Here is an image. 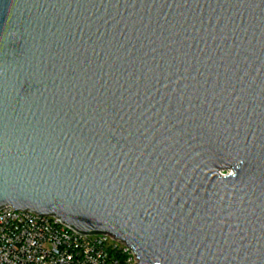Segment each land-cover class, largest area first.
<instances>
[{"label":"water","instance_id":"1","mask_svg":"<svg viewBox=\"0 0 264 264\" xmlns=\"http://www.w3.org/2000/svg\"><path fill=\"white\" fill-rule=\"evenodd\" d=\"M7 207L264 264V0H0Z\"/></svg>","mask_w":264,"mask_h":264},{"label":"built area","instance_id":"2","mask_svg":"<svg viewBox=\"0 0 264 264\" xmlns=\"http://www.w3.org/2000/svg\"><path fill=\"white\" fill-rule=\"evenodd\" d=\"M109 234H83L54 216L0 210V264H138Z\"/></svg>","mask_w":264,"mask_h":264}]
</instances>
